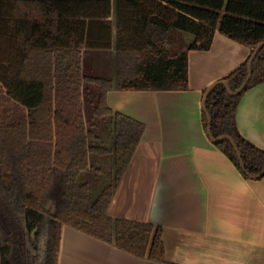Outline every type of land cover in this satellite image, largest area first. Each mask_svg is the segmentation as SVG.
<instances>
[{"label": "trees", "instance_id": "trees-1", "mask_svg": "<svg viewBox=\"0 0 264 264\" xmlns=\"http://www.w3.org/2000/svg\"><path fill=\"white\" fill-rule=\"evenodd\" d=\"M178 30L196 40L173 56ZM217 31L254 52L264 42V0H0V37L6 34L12 47L0 63L1 264H57L64 225L164 260L160 226L109 215L145 124L112 110L107 94L113 88L188 89V53L209 50ZM83 47L114 50L115 77L87 74ZM251 57L221 79L233 91L247 78ZM252 68L241 94L230 95L219 83L206 100L213 135L235 140L245 168L230 140L217 147L246 178L264 172V149L241 135L236 112L242 96L264 82V46ZM85 85L97 94L92 115L110 118V148L93 144L99 138L88 128ZM15 101L26 113L10 122ZM203 123L208 133L205 112ZM91 155L112 159L111 182L94 200L90 183L80 182Z\"/></svg>", "mask_w": 264, "mask_h": 264}, {"label": "crops", "instance_id": "crops-1", "mask_svg": "<svg viewBox=\"0 0 264 264\" xmlns=\"http://www.w3.org/2000/svg\"><path fill=\"white\" fill-rule=\"evenodd\" d=\"M172 37L173 56L196 40L179 30ZM82 52L87 74L115 77L114 50ZM251 55L252 48L217 31L209 50L189 51L188 89L108 91L112 110L145 124L109 215L160 226L165 257H140L64 225L57 264H264V177L246 178L203 123L208 88ZM236 121L241 135L264 149V82L242 96ZM110 131L108 148L111 124Z\"/></svg>", "mask_w": 264, "mask_h": 264}, {"label": "rangeland", "instance_id": "rangeland-1", "mask_svg": "<svg viewBox=\"0 0 264 264\" xmlns=\"http://www.w3.org/2000/svg\"><path fill=\"white\" fill-rule=\"evenodd\" d=\"M10 39L5 34L4 37H0V63L3 61L7 63V57L12 52ZM84 109L87 115L88 128L94 131L99 140L93 142V144L109 147L111 145V131L110 122L106 119H98L92 115L94 108V102L96 101L97 94L93 91L92 86H84ZM25 110L22 105L15 101L13 106V113L10 122H17L25 115ZM92 167L80 175V182H89L91 184V197L94 200L107 186L112 179L111 157L99 155H92L91 160ZM49 207H53L52 203L48 204ZM55 253V252H54ZM1 255V254H0Z\"/></svg>", "mask_w": 264, "mask_h": 264}, {"label": "water", "instance_id": "water-1", "mask_svg": "<svg viewBox=\"0 0 264 264\" xmlns=\"http://www.w3.org/2000/svg\"><path fill=\"white\" fill-rule=\"evenodd\" d=\"M264 46V42L261 43L256 49L255 51L253 52V55L250 59V62H249V74L247 76V78L245 79V81L242 83V85L239 87V89H237L236 91H233L231 89V87L229 86L228 82L226 80H219V81H216L215 83H213L209 88L208 90L206 91V94H205V97H204V103H203V110L204 112L207 114V117H208V135H209V138L211 139V141L214 143V144H218V143H221L223 142L224 140L228 139L231 141L233 147H234V150L236 151V154L241 162V166L242 168L244 169L245 168V164L243 162V157H242V154L239 150V147L237 145V143L235 142V140L229 136V135H223L221 137H218L216 138L213 133H212V130H211V123H212V117L211 115L209 114L208 110H207V105H206V100L208 98V96L210 95L212 89L219 83L223 84L228 93L230 95H233V96H237L239 94H241L245 89L246 87L248 86L249 82L251 81L252 79V76H253V68H252V62L254 60V58L257 56V54L259 53V51L261 50V48ZM264 176V172L261 173L260 175L258 176H254V177H251V178H254V179H257V178H261Z\"/></svg>", "mask_w": 264, "mask_h": 264}]
</instances>
